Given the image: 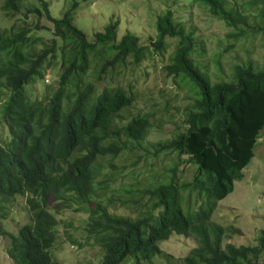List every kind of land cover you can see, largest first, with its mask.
Returning <instances> with one entry per match:
<instances>
[{
    "label": "trees",
    "instance_id": "1",
    "mask_svg": "<svg viewBox=\"0 0 264 264\" xmlns=\"http://www.w3.org/2000/svg\"><path fill=\"white\" fill-rule=\"evenodd\" d=\"M42 2L43 12L26 9L23 0L3 4L7 19L17 17L0 28V95L6 96L0 106V234L10 239L8 256L15 264H59L53 250L61 217L70 211L89 216L85 245L100 249V264H155L165 254L161 243L173 235L196 241L182 264H260L264 229L255 246L225 245L229 230L212 218L256 156L264 131V69L238 63L229 80L201 70L195 59H205L206 51L195 28L172 10L160 15L153 48L165 52L168 40L177 42L164 70L173 81H185V127L152 144L154 158L165 154L176 162L134 185V169L120 171L113 161L147 141L152 114L125 122L123 112L137 98L117 77L146 61L150 48L131 32L119 40L118 21L89 41L75 25L77 4L54 19ZM189 4L222 21L233 41L264 34V0ZM35 13L52 29L33 21ZM44 30L52 39L40 35ZM53 63L57 85L34 97L30 88L45 82V65ZM185 164L194 166L191 180ZM19 197L26 198L29 222L14 234L4 221Z\"/></svg>",
    "mask_w": 264,
    "mask_h": 264
},
{
    "label": "rangeland",
    "instance_id": "2",
    "mask_svg": "<svg viewBox=\"0 0 264 264\" xmlns=\"http://www.w3.org/2000/svg\"><path fill=\"white\" fill-rule=\"evenodd\" d=\"M6 0H0V28L10 27L15 21L7 19L3 11ZM49 5L51 16L61 19L64 12L77 4L74 14L75 25L85 33L89 41L94 40V34L104 31L112 21L119 22L118 39L127 33L138 36L141 45L150 48V55L139 67L128 69L125 76L117 77L122 85L131 88L137 101L130 109L123 112L125 122L130 121L140 114L151 113L152 128L147 141L141 146L127 152V158L120 157L113 162L120 171L134 169L135 178L131 183L138 185L143 179L156 178L163 173L173 162L160 154L153 156L152 144L171 139L177 132L184 129L185 105L184 97L187 90L183 88L185 81L169 78L164 67L170 64L174 55L177 42L168 40L169 47L165 52H155L153 43L157 39V19L166 10H172L176 17L183 18L190 28H195L198 39L203 42L206 58H196L197 65L206 69L211 74L217 72L222 79L229 80L233 67L238 63L252 62L264 69V34L245 37L236 42L227 37L231 32L222 21L210 20L209 15L193 7L190 9V0H43ZM23 6L27 9H37L43 12L42 0H23ZM35 13L33 21L53 27V23L47 17L38 19ZM40 35L47 40L52 39L49 31H42ZM33 36H39L38 32ZM229 53L224 54V49L230 44ZM231 44V45H232ZM199 57L201 56L198 53ZM217 55H222L221 70H217ZM45 82L35 83L30 89L32 95L41 98L46 86L57 85L59 66L45 65ZM222 72L224 73L222 75ZM105 84L102 83V87ZM6 96L0 95L1 101ZM255 158L244 170L245 178L235 184V190L227 198L222 200L213 214L212 221L229 230L224 238V244L235 246H255L260 231L264 229V131L255 151ZM125 167V169H124ZM186 177L192 179L194 166L185 164ZM124 169V170H122ZM123 180L118 182V186ZM10 217L4 221L7 230L17 233L19 229L29 222L26 198L19 197L12 205ZM128 213V212H127ZM88 215L65 212L61 219L63 224L59 228L60 237L53 255L59 264H100L101 251L96 246L85 245V228ZM238 231V232H236ZM71 241L77 242V244ZM10 239L0 234V264H15L8 256L7 248ZM196 245L194 238L173 235L168 241L161 243L164 251L162 259L155 264H182L184 259ZM83 246V248H82ZM264 264V258L260 262Z\"/></svg>",
    "mask_w": 264,
    "mask_h": 264
}]
</instances>
